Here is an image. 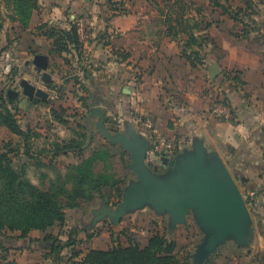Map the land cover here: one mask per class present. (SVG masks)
Wrapping results in <instances>:
<instances>
[{
  "label": "crops",
  "instance_id": "crops-1",
  "mask_svg": "<svg viewBox=\"0 0 264 264\" xmlns=\"http://www.w3.org/2000/svg\"><path fill=\"white\" fill-rule=\"evenodd\" d=\"M209 1L202 0L201 3ZM130 2L39 0V7L34 10L27 27L12 21L14 29L21 32L13 37L11 45L30 57V60L26 58L25 64L28 65L36 53H43L49 56L50 68L54 69L51 81L44 83L37 80L38 74L32 63L29 72L33 75L25 78L42 82L49 93L62 90L63 106H60L65 112V103L76 102L78 115L75 118L62 114L68 124L60 123L71 129V135L65 139L74 136V130L84 124L89 132L84 148L88 147L92 140L90 126L98 118V113L93 111L97 106L105 110L106 116L116 120L118 131L125 129L129 122L147 138L148 132L141 120L152 116L163 134L186 140L187 147L191 146L194 137L203 138L206 146L217 150L225 160L241 189L248 194L257 193L258 202L264 204V38L257 30L245 32L243 22V29H239V22L226 15L221 6H215L222 10L214 11L211 18L204 11L201 15L184 13L182 19L199 21L200 27L195 34L206 38L200 49L201 62L192 65L182 53L187 33L183 31L175 37L165 29V33L158 32L159 36H156L146 27L140 7H133ZM228 21L233 22L232 27ZM73 22L82 23L88 36L81 38L79 47L71 46L70 51L62 54L51 52L53 38L36 30L42 23L70 29ZM115 51L129 56L123 58ZM18 56L15 51L14 61H19ZM213 63H218L221 69L215 78L210 77ZM220 96L230 102L232 119L218 117L212 112V106ZM24 97L21 93L20 101H24ZM24 102L28 113L39 105ZM113 114H119V120ZM105 124L108 128L106 121ZM252 217L255 238L250 247L259 242L257 234L264 242V229L258 231L259 224L264 227L261 222L264 213L252 214ZM107 220L111 222L106 218L94 226L90 220L89 225H83L84 231L92 233ZM60 227L62 225H55L46 231L33 229L28 237L15 239L4 261H13L9 264L14 261L15 264H35L39 260L47 264H69L63 261L64 252L68 246L75 245L73 233L76 229L70 233L74 239L64 243L58 236L49 237ZM54 244L58 250L53 251ZM93 248L106 249L93 246L87 251ZM86 252L72 255V260L77 264H88L83 263ZM56 255L60 257L57 261Z\"/></svg>",
  "mask_w": 264,
  "mask_h": 264
},
{
  "label": "rangeland",
  "instance_id": "rangeland-1",
  "mask_svg": "<svg viewBox=\"0 0 264 264\" xmlns=\"http://www.w3.org/2000/svg\"><path fill=\"white\" fill-rule=\"evenodd\" d=\"M130 1V5H133V7H140L139 10L143 12L146 27L157 34L156 36H159L158 32L165 33V29L168 30L167 21L169 18L173 21L177 17V14L179 15L181 12L185 14L192 12L194 15H201L204 11V13L206 12L209 14L211 18L214 11L221 12L222 10L220 7L215 8L212 1H209V3H201L202 0H136L134 3H132V0ZM220 2L227 5L231 13L237 12L239 8H244L245 14L241 13V16H245L244 20L250 22L252 28L257 30V34H260V37L264 38V1L254 0L257 6L252 9L246 6L245 0H220ZM131 10H133L132 7ZM12 12L13 11L8 7L6 1L3 0L0 4V22L4 24L0 40V96L6 93L9 88L20 89L19 82L21 78L26 76L31 77L33 75L29 72V69L32 67V61H29L28 65L25 64L26 58L30 60V57L22 55L19 50L14 49L15 46L13 47L11 45L14 40L13 37L21 32L15 30L12 25L13 20L9 17ZM228 14L229 13L226 12V15ZM215 16H217V14H215ZM250 18H252V20ZM237 22H239V29H243L241 22ZM228 24L231 27L233 26V22L231 21H228ZM115 36H117V34H115ZM15 51L16 54L19 55V61H14L13 59ZM34 83L42 86V82L37 81ZM62 93V90H52L50 99L47 102L39 103L38 107L34 109L31 108L32 110L30 113L25 111L27 105L24 101H20L19 97L18 101L12 104L0 98V105L2 103H6L5 105L8 104V108L17 114L22 127L30 131L29 134L31 135L30 139H25L24 136L16 135L7 127L0 125V147H2V150L5 152L9 151L10 157L13 160V165L16 168L21 169V167L25 166L27 176L41 188L48 187L50 178H55L59 172H65L68 164L80 160L78 154L71 152L61 154L51 161L52 152H47V149L49 150L52 148L54 142L63 140L71 135V129L65 127V124H61V121L56 120L52 111L56 109L58 113L64 116L67 114L68 116L71 115L72 119L78 115V108L74 100L65 103L67 106L66 112L65 108L61 107L63 106L62 98L64 96ZM72 95L74 96V94ZM112 116L119 120V114H113ZM74 122L76 123V121ZM74 122L72 124L75 125ZM104 145L110 146L111 148L113 154V171L123 179L122 188L124 189L128 181L135 178L136 175L128 167V163L131 162L130 155L128 153L123 154L124 150L120 145H109L104 137L94 130L91 143L86 148L85 155L90 154L94 149ZM10 150L12 152H10ZM38 161L43 162V165L38 166L36 163ZM103 167L104 165L99 163L97 169L102 170ZM167 169L168 166L162 164L154 170L158 173H163ZM244 193L246 196H249L248 193ZM105 194V199L97 198L92 202H83L78 208L67 207L66 222L59 229L53 230L52 236L62 238V242L64 243L72 241L74 239L73 234H75V245L68 246L65 250L63 257L64 262L69 264L73 262V264H77L76 261L72 260V255H74L76 251L86 252L93 246L109 248L118 243L127 244L129 236L135 237L144 244L150 235L160 232L166 234L169 239L176 240V254L180 264H185L187 261L188 264H193V254L205 235L192 216L188 217V222L186 224L178 225L176 229L170 233L168 217H159L154 210L146 207L131 215L123 217L117 226L112 225L108 220L101 223L92 232V238L89 240L87 238L88 232L84 231L85 228H83V225H89L92 218V210L98 208L103 202L109 206L116 207L122 199V195L119 198L115 190H111L110 188H106ZM251 196L253 195L251 194ZM263 221L264 219L261 222L264 223ZM262 229H264V227L259 224L258 231L262 232ZM71 232L75 233L70 234ZM257 237L259 238V242L255 243L250 248H241L233 242L221 246L205 264H264V250H262L264 248V242L258 234ZM14 240L13 238H7L6 244L11 246L14 244ZM261 242H263V245H261ZM6 255V251L0 248V264H9V262H13H5L4 258ZM35 264L47 263L39 260Z\"/></svg>",
  "mask_w": 264,
  "mask_h": 264
},
{
  "label": "trees",
  "instance_id": "trees-1",
  "mask_svg": "<svg viewBox=\"0 0 264 264\" xmlns=\"http://www.w3.org/2000/svg\"><path fill=\"white\" fill-rule=\"evenodd\" d=\"M3 0H0V4ZM8 7L13 11L10 18L19 22L22 26L29 25L31 16L39 7V0H5ZM215 6H221L229 13L235 21L243 22L248 30L252 28L250 22H246L241 13L245 14L244 8L232 12L230 8L219 0H211ZM248 8H256L254 0H245ZM263 1V0H261ZM253 11V10H252ZM181 12L175 20L169 18L167 21L168 33L178 37L183 31L187 33L188 39L183 46V55L197 65L201 62V47L206 38L195 34L200 23L195 18L182 19ZM252 20V18H250ZM172 21V22H171ZM180 27V28H179ZM4 24L0 22L1 31ZM36 30L54 40L51 52L62 54L70 51L71 46L79 47L82 44L78 32V25L73 22L70 29H62L55 25L42 23ZM118 56L127 58L128 53L115 51ZM8 103H16L18 98L11 97L7 92L0 96ZM4 100V101H5ZM0 105V125L7 127L12 133L30 139V131L24 129L19 122L17 114L8 108V104ZM19 107V106H18ZM53 115L64 124L68 120L53 110ZM108 128L118 131L116 120L106 116ZM89 138V132L84 124H80L74 130V136L61 142H54L52 148L47 152H53V159L61 154L74 152L80 157L79 162L68 164L65 172H59L55 178L49 179L48 187L41 188L36 185L26 174V167L21 169L13 165L9 151H3L0 147V248L8 252L12 246L6 244L7 238H26L33 229L46 231L55 225H63L67 219V207L78 208L83 202H92L97 198L105 199L106 188L115 190L119 198L122 195L123 179L114 171L112 166V151L110 146H101L85 155L84 148ZM111 145V144H109ZM45 150V149H44ZM10 152H12L10 150ZM123 154L126 152L123 151ZM42 166L43 162H36ZM99 163L104 165L98 170ZM247 196L248 206L252 214H263L264 204L258 202L257 193ZM53 237V236H49ZM92 233L88 234V238ZM6 239V240H5ZM177 243L175 239H169L166 234L156 232L152 234L146 243L142 244L138 239L129 236L127 244L118 243L109 248H93L86 252L83 263L88 264H180L176 254ZM55 244L53 251L58 250ZM79 251L75 255H79ZM60 259L56 255L55 261ZM187 259V258H186ZM264 260V259H263ZM188 264V261L187 263Z\"/></svg>",
  "mask_w": 264,
  "mask_h": 264
},
{
  "label": "water",
  "instance_id": "water-1",
  "mask_svg": "<svg viewBox=\"0 0 264 264\" xmlns=\"http://www.w3.org/2000/svg\"><path fill=\"white\" fill-rule=\"evenodd\" d=\"M32 63L37 80L49 83L54 72L49 56L36 53ZM220 71L219 64L213 63L210 77H217ZM19 84L20 89H8L11 97L17 98L22 93L36 103L50 98L49 91L31 79L21 78ZM93 111L98 118L90 126V139L95 128L108 142L120 145L130 155L128 167L136 176L124 187L116 207L103 202L92 210L91 226L106 218L118 225L127 214L149 207L158 216L168 217L170 233L192 216L205 235L193 254V264H205L227 242L241 248L251 246L255 225L247 196L219 152L207 147L203 138L196 136L190 147L174 157H164L168 169L158 173L146 162L151 146L149 138L129 122L125 129L113 132L105 124V110L97 106Z\"/></svg>",
  "mask_w": 264,
  "mask_h": 264
},
{
  "label": "built area",
  "instance_id": "built-area-1",
  "mask_svg": "<svg viewBox=\"0 0 264 264\" xmlns=\"http://www.w3.org/2000/svg\"><path fill=\"white\" fill-rule=\"evenodd\" d=\"M78 32L82 39L86 38V31L82 23H78ZM212 112L222 118L232 119L233 109L230 102L220 96L212 106ZM141 123L145 126L150 140V149L147 152L146 162L151 168L159 167L163 163L164 157H172L177 152L188 146V142L184 139L168 137L163 134L156 124L152 116H145Z\"/></svg>",
  "mask_w": 264,
  "mask_h": 264
},
{
  "label": "flooded vegetation",
  "instance_id": "flooded-vegetation-1",
  "mask_svg": "<svg viewBox=\"0 0 264 264\" xmlns=\"http://www.w3.org/2000/svg\"><path fill=\"white\" fill-rule=\"evenodd\" d=\"M18 97H19V96H18ZM18 97H17V98H18ZM24 99H25L24 101H30V102H32V103H36V102L34 101V99L29 98V97H27V96H25ZM41 102H42V101H41ZM41 102H39V103H41ZM39 103H36V104H39Z\"/></svg>",
  "mask_w": 264,
  "mask_h": 264
}]
</instances>
